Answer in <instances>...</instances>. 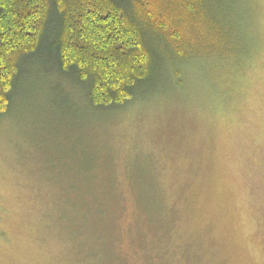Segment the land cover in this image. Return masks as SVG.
Instances as JSON below:
<instances>
[{
  "label": "rangeland",
  "instance_id": "1",
  "mask_svg": "<svg viewBox=\"0 0 264 264\" xmlns=\"http://www.w3.org/2000/svg\"><path fill=\"white\" fill-rule=\"evenodd\" d=\"M218 8L121 108L29 70L0 114V264H264V0Z\"/></svg>",
  "mask_w": 264,
  "mask_h": 264
},
{
  "label": "trees",
  "instance_id": "2",
  "mask_svg": "<svg viewBox=\"0 0 264 264\" xmlns=\"http://www.w3.org/2000/svg\"><path fill=\"white\" fill-rule=\"evenodd\" d=\"M211 4L222 0H0V114L32 68L72 79L94 110L124 107L158 66L195 58L189 41Z\"/></svg>",
  "mask_w": 264,
  "mask_h": 264
}]
</instances>
